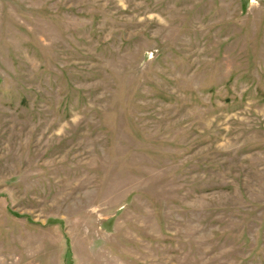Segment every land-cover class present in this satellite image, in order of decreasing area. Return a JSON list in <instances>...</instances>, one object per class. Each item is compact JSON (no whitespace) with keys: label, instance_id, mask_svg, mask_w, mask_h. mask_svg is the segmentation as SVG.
Here are the masks:
<instances>
[{"label":"rangeland","instance_id":"374dc122","mask_svg":"<svg viewBox=\"0 0 264 264\" xmlns=\"http://www.w3.org/2000/svg\"><path fill=\"white\" fill-rule=\"evenodd\" d=\"M0 264H264V0H0Z\"/></svg>","mask_w":264,"mask_h":264}]
</instances>
